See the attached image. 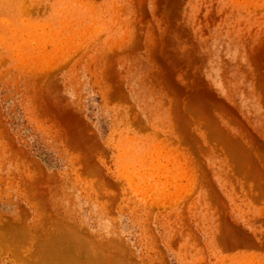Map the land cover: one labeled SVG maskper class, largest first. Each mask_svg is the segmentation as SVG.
I'll list each match as a JSON object with an SVG mask.
<instances>
[{
	"label": "rangeland",
	"instance_id": "rangeland-1",
	"mask_svg": "<svg viewBox=\"0 0 264 264\" xmlns=\"http://www.w3.org/2000/svg\"><path fill=\"white\" fill-rule=\"evenodd\" d=\"M0 264H264V0H0Z\"/></svg>",
	"mask_w": 264,
	"mask_h": 264
}]
</instances>
